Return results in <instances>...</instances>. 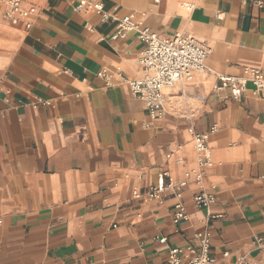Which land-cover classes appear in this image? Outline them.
Here are the masks:
<instances>
[{"label": "crops", "instance_id": "obj_1", "mask_svg": "<svg viewBox=\"0 0 264 264\" xmlns=\"http://www.w3.org/2000/svg\"><path fill=\"white\" fill-rule=\"evenodd\" d=\"M101 1L161 38L204 42L210 71L168 89L154 120L123 81L144 76L138 32L115 38L116 22L71 0H31L28 28L0 0V264H164L198 251L205 228L218 264H264V93L213 91L214 73L264 74V0ZM191 127L211 150L200 182ZM161 172L176 186L162 201L134 197ZM203 191L222 218L207 222L193 199ZM179 202L189 220L175 224Z\"/></svg>", "mask_w": 264, "mask_h": 264}, {"label": "built area", "instance_id": "obj_2", "mask_svg": "<svg viewBox=\"0 0 264 264\" xmlns=\"http://www.w3.org/2000/svg\"><path fill=\"white\" fill-rule=\"evenodd\" d=\"M31 0H7L6 17L13 24L20 20L27 22V27H31V18L35 14L34 6L25 7ZM75 3L78 11L94 12L101 16L102 22H116L117 34L115 38H123L128 32L136 31L139 38L146 44L145 51L139 58L144 76L136 80L123 79L130 87L132 95L143 101L146 105L149 116L152 119H161L165 115V96L168 89L173 88L178 83L188 82L193 78L195 72L210 71L207 67V60L212 53V49L204 42H201L192 35L176 34L171 38H161L152 32L148 27L141 28L142 23L136 19V14H130L124 18H118L104 9L101 0H71ZM162 0H153L154 5H160ZM188 4V8H192ZM218 20H223V14H217ZM92 31V28H88ZM217 83L213 91L221 92L228 90L230 96L238 100L247 90L249 84L253 85V94L259 96L264 93V74L259 69L246 68L240 77L228 76L214 73ZM100 77L108 79L104 72L99 73ZM189 131L194 135L193 143L197 152V169L193 172L198 182L202 181L204 170L210 165V147L208 146V133H196L191 127ZM215 131V127L212 128ZM190 176V173L188 174ZM186 181L181 182L178 187L184 188ZM176 188L168 172L158 174L157 183L151 185L146 192L135 191L134 197L142 200H160L170 189ZM177 198H182L179 192ZM194 202L200 209L208 211L207 222L222 218L220 214L210 211L215 203V195L209 192H201L194 196ZM173 220L179 224L189 220V215L183 203L175 204ZM195 237L200 242L199 250L188 248L183 250L176 248L171 250L169 258L164 264H218L211 254L210 232L207 228L197 231ZM166 238L161 239L162 243ZM235 264H256L252 260L242 257Z\"/></svg>", "mask_w": 264, "mask_h": 264}]
</instances>
